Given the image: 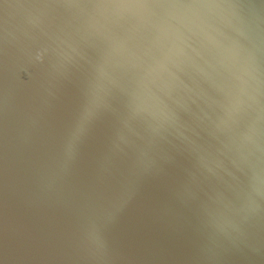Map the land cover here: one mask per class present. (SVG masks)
<instances>
[{
	"label": "water",
	"instance_id": "water-1",
	"mask_svg": "<svg viewBox=\"0 0 264 264\" xmlns=\"http://www.w3.org/2000/svg\"><path fill=\"white\" fill-rule=\"evenodd\" d=\"M0 264H264V0H0Z\"/></svg>",
	"mask_w": 264,
	"mask_h": 264
}]
</instances>
